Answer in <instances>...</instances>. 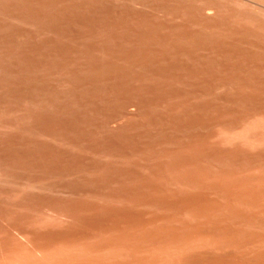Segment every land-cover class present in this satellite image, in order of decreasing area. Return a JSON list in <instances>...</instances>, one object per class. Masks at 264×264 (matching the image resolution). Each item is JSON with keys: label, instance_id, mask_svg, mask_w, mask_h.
Listing matches in <instances>:
<instances>
[{"label": "rangeland", "instance_id": "1", "mask_svg": "<svg viewBox=\"0 0 264 264\" xmlns=\"http://www.w3.org/2000/svg\"><path fill=\"white\" fill-rule=\"evenodd\" d=\"M0 264H264V0H0Z\"/></svg>", "mask_w": 264, "mask_h": 264}, {"label": "bare ground", "instance_id": "2", "mask_svg": "<svg viewBox=\"0 0 264 264\" xmlns=\"http://www.w3.org/2000/svg\"><path fill=\"white\" fill-rule=\"evenodd\" d=\"M191 9V8H190ZM187 13V12H186ZM137 29V28H136ZM178 29V28H177ZM131 34V33H130ZM151 34V33H150ZM119 39V38H118ZM182 41V40H181ZM239 45V44H238ZM191 60V59H190ZM198 62V61H197ZM204 63V62H203ZM208 63V62H207ZM177 64V63H176ZM181 67V66H180ZM196 67V66H195ZM211 70V69H210ZM183 71V70H182ZM203 71V70H202ZM212 71V70H211ZM217 71V70H216ZM161 73V72H160ZM212 73V72H211ZM203 75V74H202ZM207 75H209V74H207ZM210 76V75H209ZM205 77H206V75H205ZM209 78V80H210V77H206L205 79H208ZM208 81V80H207ZM121 83V82H120ZM132 83V82H131ZM150 87V86H149ZM164 87V86H163ZM210 87H211V85H210ZM125 88V87H124ZM173 88V87H172ZM213 88V87H212ZM120 89V88H119ZM163 90L164 89H166V88H162ZM173 92L172 90H168V92ZM165 92H166V90H165ZM165 92H163L164 94H165ZM169 93V94H171V95H173L172 93ZM174 93V92H173ZM167 94V93H166ZM150 95V94H149ZM167 96V95H166ZM165 101V100H164ZM149 103H151V102H149ZM140 105V104H139ZM146 109V108H145ZM142 111V110H141Z\"/></svg>", "mask_w": 264, "mask_h": 264}]
</instances>
